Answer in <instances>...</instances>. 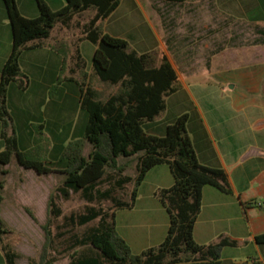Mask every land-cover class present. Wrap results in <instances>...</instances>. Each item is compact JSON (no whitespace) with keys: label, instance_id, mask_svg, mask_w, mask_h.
<instances>
[{"label":"trees","instance_id":"trees-1","mask_svg":"<svg viewBox=\"0 0 264 264\" xmlns=\"http://www.w3.org/2000/svg\"><path fill=\"white\" fill-rule=\"evenodd\" d=\"M119 1L66 0L63 7L53 10L44 0H35L38 14L27 17L19 11L16 0H2L11 27V51L0 74L1 173H8L3 166L13 156L19 165L39 175L53 171L45 161L29 158L26 151L19 150L15 127L7 109V90L13 80H19L21 87L25 86L27 77L19 64L23 50L40 46L50 37L57 23L68 26L75 15L93 9L95 14L82 32L84 39L95 45L92 72L99 81L117 85L118 90L103 99L101 92L91 85L83 82L79 86V104L86 113V123L83 133L68 140L58 156V160L64 162L61 170L64 178L56 192L64 197L69 192H79L88 202L110 200L112 205L108 210L87 206L84 212L65 217L71 227L85 226L97 220L96 225L74 238L73 245L81 250H74L67 264H220L221 249L235 247L237 242L220 237L208 244H198L193 238V228L204 186L210 185L232 194L227 175L221 168L199 162L187 130L188 113L183 112L168 123L162 135L146 131L145 124L165 111L166 98L177 92L181 84L166 55L160 56L156 64L152 52L138 53L129 47L127 40L93 28L98 20L106 19L115 10ZM246 17L251 21H264V0H256L255 6L247 10ZM78 60L84 62L80 56ZM36 127L40 130L41 141L47 143L43 125L37 124ZM86 142L91 148L84 155ZM38 152L47 155L48 144L45 150L40 148ZM121 157L136 158L135 175L125 173L128 164L119 162ZM161 164L168 166L173 179L170 187L160 189L157 194L168 217L166 235L157 245L133 253L115 230V211L133 207L146 173ZM105 181L111 182L110 186L100 190L99 185ZM129 183H133L129 200L114 195ZM1 189L2 182L0 202ZM55 196L49 195L46 222L40 224L44 241L39 256L37 259L28 258L27 264H55V259L49 256L55 237L50 223L52 218L61 215ZM25 210L36 221L33 212L29 208ZM9 233L11 229L0 216V247L5 264H15L18 253L3 244V236ZM254 240L264 246V232L257 234Z\"/></svg>","mask_w":264,"mask_h":264},{"label":"crops","instance_id":"crops-1","mask_svg":"<svg viewBox=\"0 0 264 264\" xmlns=\"http://www.w3.org/2000/svg\"><path fill=\"white\" fill-rule=\"evenodd\" d=\"M26 1L27 4L22 9L16 3L19 11L27 17L36 16L38 14L36 2ZM44 1L53 10L60 9L66 2V0ZM188 1L147 0L145 4L141 0H120L115 10L106 19L98 20L93 28L100 27L104 33L127 40L129 47L138 53L152 52L154 55H166L178 75L172 60L176 51L171 50L167 44V40L175 33L174 16L169 15L174 14L177 3ZM237 1L248 6L247 10L256 4V0ZM215 3L222 6L223 0H215ZM145 5L152 7L155 12L152 15L148 14ZM162 5L167 7L169 16L167 24L164 20ZM121 7L126 8L124 16L118 14L121 13ZM85 13L86 11L75 15L68 26L57 23L51 30L50 37L43 40L40 46L25 49L21 53L20 68L28 79L23 87L18 80L11 81L6 97L7 109L15 127L20 151L23 150L20 148V137L23 134L32 135L31 126L35 124L43 125L42 132L45 136L83 133L86 114L79 113L77 122L66 121L64 103L65 95L71 94L80 107V88H75V84L78 86L79 79L76 78L75 72L80 70L78 56L83 58V55L78 43L86 41L85 34L82 32L95 11L89 15ZM0 20L3 37L5 36V43L0 48L1 74L2 66L11 51V27L2 0H0ZM59 48L66 50L72 58L71 62L65 61V57L58 51ZM94 50L95 45L92 55ZM27 52L33 53L29 58L32 63L30 65L33 66L34 80H31V74L25 69L27 66L23 67L24 53ZM155 62L158 64L159 59L155 58ZM251 64L254 66L253 63ZM63 68H66L67 74L63 82L58 84L54 94L55 99H51L52 106L48 109L45 105L49 88L53 86L55 80L59 79V71ZM217 71L222 70L217 68ZM178 78L181 88L166 98V109L168 98L184 93V96L178 99L190 103V111L184 112L188 113L187 130L197 158L204 165L223 169L232 190V194H227L210 185L203 187L201 207L193 228V238L198 244H208L220 237L235 240L237 242L235 247L226 246L221 249L220 264H264V246L254 240L257 234L264 232V83L261 85V80L255 79V73H251L248 74L247 79L243 78L247 82V85H244L248 94L232 97L220 95L211 97L208 101V98L203 96L202 90L206 80L197 77L181 79L179 75ZM65 83H72V86ZM222 92L221 89L220 93ZM157 129L156 124H151L147 132L156 134ZM1 130L0 123V132ZM2 149L3 141L0 139V151ZM164 165L151 168L139 187L144 184L151 171L161 169L160 167ZM165 166L170 174V178L167 176V184H152L149 194H153L158 188H168L172 185L171 173L168 166ZM3 169H6L8 173L0 176V182H2L0 216L6 225L15 231L17 225L22 224L21 220L27 221L23 216L27 213L25 208L30 210L33 206L41 208L42 193L43 206L44 209L47 208V187L44 186L42 192L41 186L36 188L31 185L37 180L41 183L43 175L10 176L9 163L4 165ZM19 169L26 170L21 165ZM9 183L15 185L8 186ZM141 199L142 196L138 190L135 202ZM144 211V215L149 212L148 209ZM35 218L38 221L36 216ZM30 219H32L31 216L27 223L31 221ZM167 226L166 214L165 220L157 228H147L141 232L140 225H133L124 229V233L119 235L133 253H139L160 243L166 235ZM3 244L8 243L3 240ZM11 248L20 256L19 251L12 246ZM19 258L16 259L15 264H18ZM0 264H5L1 247Z\"/></svg>","mask_w":264,"mask_h":264},{"label":"rangeland","instance_id":"rangeland-1","mask_svg":"<svg viewBox=\"0 0 264 264\" xmlns=\"http://www.w3.org/2000/svg\"><path fill=\"white\" fill-rule=\"evenodd\" d=\"M32 1L35 3L34 0ZM141 1L145 4L147 2V0ZM16 3L22 9V7L26 6L27 1L16 0ZM161 8L163 16H165L164 20L166 24L169 23L167 18L171 15L174 16L175 33L172 38L167 40V44L171 50L176 51L172 60L177 68L178 75L181 79L197 77L206 80L207 82L204 83L205 86L202 90L204 91L203 96L208 98V101L210 100L209 98L218 97L220 95L232 97L248 94L245 86L247 82L244 81L243 78L247 79L248 74L251 73H255V79L261 80V85H263L264 21L249 20L246 17L248 6H244L241 1L239 3L237 0H223L222 6H219V4L217 5L215 0H189L187 3H177L174 14H170L169 16L167 15L168 11L166 5H162ZM125 10V7H121V13L118 14L121 16L126 15ZM145 10L150 15L155 12L152 7H148L147 5H145ZM92 11L94 10L88 9L85 14L89 15ZM97 29L101 31L100 27ZM0 35L1 48L5 43L1 22ZM78 45L84 58V62L79 61L80 70L75 72L76 78L78 77L79 79L78 86H80L82 82L86 85H91L101 92L103 99L109 94L116 92L118 90L117 85H110L99 81L92 72L91 55L94 45L88 40L80 42ZM58 51L65 57V61H72V58H70L66 50L59 48ZM24 54L23 67L25 68L27 66L25 69L31 74V80H34L33 66L30 65L32 63H30L31 59L29 58L33 53L27 52ZM154 56L158 60L161 55L157 54ZM251 63H253L254 66H252ZM217 68H220L222 71H217ZM66 74V68L59 71V83L63 82ZM65 84L72 86V83ZM78 86L75 84L76 89L79 88ZM57 87V80H55L51 87L53 91L49 88L50 90L47 94V103L45 106H47L48 109L52 106L51 99H55L54 94ZM221 89L223 91L222 93H220ZM182 96H184V93L168 98V108L157 116L153 123L147 122L145 124L146 131L151 124H156L158 129L155 133L157 135H162L165 132L166 125L173 122L177 115L184 111H190V103L178 99ZM64 109L66 121L77 122L79 121V113L86 114L85 111L80 109L76 99L71 94L68 96L65 95ZM36 125L37 124L31 126L32 135L23 134L20 137V148L23 149L22 151L27 152L25 154L27 157L34 160H43L47 166L53 169V171L48 174H42L41 183L37 180L36 182H32L31 185L36 186V188L41 186L42 192L44 191V186H46L47 198L50 194L56 195L55 201L61 208V215L57 218H52L50 223L51 232L55 237L49 256L55 259V264H67L69 262V255L74 250H81L79 246L73 245L74 238L80 237L87 228L96 225L97 220L85 226L71 227L67 225L65 217L71 214L82 213L87 206L102 207L108 210L112 203L110 200H103L100 203L96 201L88 202L79 192H69L67 197L56 192V188L61 185L64 178V174L61 171L64 168V162L59 161L58 156L64 144L68 140L79 137L80 134H66L60 136L49 135L47 136L48 142L44 143L40 139V130ZM65 130L69 131L67 129ZM47 144V155L40 154L38 152L39 149L41 148L42 151L45 150ZM90 148V144L86 142L83 148V154L87 155ZM125 161L128 164V167L125 168V173L132 176L135 175L136 158L127 159L121 157L119 159V162ZM1 168L0 166V170ZM19 168L20 165L13 156L9 162L10 176H35L37 174L32 169H26L29 171H22ZM160 168L161 169H154V171H151L144 184L138 187L142 196L141 200L134 202L133 207L130 209L124 208L115 211L114 223L115 230L118 234L124 233V229L133 225H140L142 228L140 229L141 232L147 228H157L165 220L167 213L160 204L157 196L159 190L163 188H158L153 194H149L152 184L164 183L165 185L167 184V176L170 178L167 167L164 165ZM1 174L0 171V176ZM110 183L111 182L108 181L101 183L99 185L100 190L108 188ZM13 185L15 184H8V186ZM132 188L133 183L126 184L123 190L115 191L114 195L124 200H129ZM7 191H9V189H7ZM41 196V208L35 206L31 208V211L34 214L36 213L35 216L38 218V221L30 219L31 221L27 223L30 215L26 211L27 213L23 216L27 221L21 220L22 224L17 225L18 227H16L15 231L8 226L13 232L3 236V240L6 241L9 246L19 251L20 258L18 259V264H26L28 258L37 259L39 256L44 241V233L40 224L45 223L47 218V208L44 209L43 206V193ZM145 209L149 210L147 215H144Z\"/></svg>","mask_w":264,"mask_h":264}]
</instances>
